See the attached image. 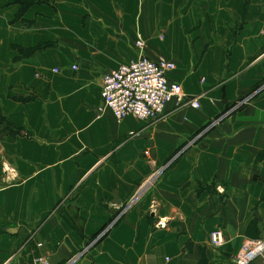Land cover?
I'll return each mask as SVG.
<instances>
[{"label":"crops","instance_id":"1","mask_svg":"<svg viewBox=\"0 0 264 264\" xmlns=\"http://www.w3.org/2000/svg\"><path fill=\"white\" fill-rule=\"evenodd\" d=\"M142 54L201 107L116 121L104 76ZM262 238L264 0H0V264H233Z\"/></svg>","mask_w":264,"mask_h":264},{"label":"built area","instance_id":"2","mask_svg":"<svg viewBox=\"0 0 264 264\" xmlns=\"http://www.w3.org/2000/svg\"><path fill=\"white\" fill-rule=\"evenodd\" d=\"M137 47L144 51L146 44L139 36ZM176 64L166 59L153 60L141 55L136 60L123 64L104 76L101 97L103 105L110 110L116 121L122 122L129 116L149 121L162 117L172 103L201 107L198 98H190L183 87L170 80L169 73L176 70ZM149 153H146L148 156ZM159 175H154L147 187L152 186ZM224 192V189H220ZM141 195V194H140ZM135 199L134 202H136ZM211 243L222 248L226 244L223 232L215 230L210 236ZM264 263V238L247 239L234 259V264ZM35 264H51L44 257H38Z\"/></svg>","mask_w":264,"mask_h":264},{"label":"rangeland","instance_id":"3","mask_svg":"<svg viewBox=\"0 0 264 264\" xmlns=\"http://www.w3.org/2000/svg\"><path fill=\"white\" fill-rule=\"evenodd\" d=\"M159 59H161V58H159ZM159 59H156V60H159ZM163 59H165V58H163ZM167 60V59H166ZM169 61V60H168ZM172 62V61H171ZM174 63V62H173ZM177 67V66H176ZM148 188V187H147ZM146 188V189H147ZM144 193V192H143ZM143 193H141V195L143 194ZM140 195V194H139ZM247 240V239H246ZM238 254V253H237ZM235 259V258H234ZM234 264V263H233Z\"/></svg>","mask_w":264,"mask_h":264}]
</instances>
